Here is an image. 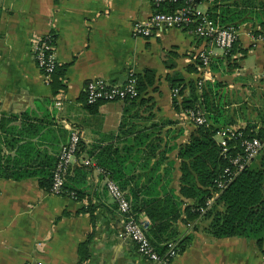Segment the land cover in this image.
<instances>
[{
  "label": "crops",
  "instance_id": "1",
  "mask_svg": "<svg viewBox=\"0 0 264 264\" xmlns=\"http://www.w3.org/2000/svg\"><path fill=\"white\" fill-rule=\"evenodd\" d=\"M222 5L243 11L233 23L235 44L245 54L236 50L226 59L214 49L216 68L209 67L203 77L219 114L218 128L228 119L235 121L234 91L245 82L252 87L255 77L264 78V41L259 38L264 0H206L198 8L206 12ZM155 10L152 0H0V264H75L82 252L84 264H157L140 256L122 235L119 214L105 188L110 177L93 159L105 145L124 144L131 129H145L158 144L155 153L162 151L173 163L170 185L178 188V147L195 125L174 109L172 98L178 103L181 95L177 89L173 94L168 78L178 74L182 84L194 82L199 77L196 53L205 43L180 28L134 37L132 23L146 20ZM44 34L53 38L56 65L51 77L61 85L55 92L32 56V41ZM248 54L258 69L254 80L243 76ZM146 69L153 70L154 83L136 100L101 102L88 110L87 81L100 78L119 86ZM70 130L78 133L80 146L67 175H75L74 166H89L77 199L38 185L52 170ZM145 159L142 155L136 163L129 187L144 183L155 158L147 164ZM121 190L128 199L127 189ZM138 217L147 230L146 217ZM205 225L200 217L189 220L180 214L171 229L175 238L190 239L167 264H264V242L258 248L242 236L213 237Z\"/></svg>",
  "mask_w": 264,
  "mask_h": 264
},
{
  "label": "trees",
  "instance_id": "2",
  "mask_svg": "<svg viewBox=\"0 0 264 264\" xmlns=\"http://www.w3.org/2000/svg\"><path fill=\"white\" fill-rule=\"evenodd\" d=\"M174 6L162 4L158 10H170ZM242 13L241 10L222 5L213 6L205 12V15L218 25L231 24L235 27L233 22L239 19ZM194 26L195 24H191L185 29H192ZM236 50L245 54V50L238 49L234 43L232 48L224 54L226 59H229ZM213 60L217 59L211 58L209 61V67L212 70L216 68L212 63ZM195 63L198 66L197 59ZM195 69L193 68V72H196ZM130 76L134 80L136 97L124 100L125 102H133L154 83V72L151 69L143 70L142 74ZM196 80L182 84V79L178 74L168 78L172 91L177 89L181 95L178 103L175 98H172L174 109L185 113L187 109L199 106L206 113L207 119L206 125L195 126L186 142L178 147L180 177L177 190L170 185L173 163L166 161V156L162 151L155 153L158 144L152 142V132H146L145 129L128 131L131 137L125 139L120 147L116 144L101 147L94 155V163L116 182L120 189H127L131 212L136 216L142 213L146 217L149 222L147 234L150 241L156 245L159 254L164 252L163 243L166 241H175V248L178 252L182 251L188 243L189 236L177 239L171 229L172 223L180 214H184L189 220L197 217L205 220L204 230L213 237L242 236L254 240L256 246L261 248L264 242V105L263 111H258V123L248 122L237 128L240 136L230 140L228 149L225 153H221L215 139L216 132L220 128L217 127L219 114L209 101L210 84L204 81L197 89ZM49 84L54 92L61 87L60 81L52 77ZM185 85L188 88L183 94ZM98 103L101 102L85 104L89 111H93ZM232 122L228 119L224 123L231 124ZM250 137H255L262 143L259 153L227 181L223 188H217L218 181L225 177L223 170L225 167H231L229 158L240 151L239 138ZM79 146L80 144H78L75 156L79 152ZM142 155L146 158L144 164H147L150 158H155V160L147 168L144 183L138 185L135 182L132 187H129L134 177L131 173ZM163 163L164 166L160 169ZM88 169L89 166L86 165L74 166L75 175H66L59 194L70 195L72 193L77 199L81 192L78 187ZM78 174L82 176L81 179L76 178ZM50 177L51 171L46 180H39L38 185L49 190ZM187 198L192 200L191 204L185 202L184 199ZM208 199H211V202L206 207L205 202ZM200 208L204 211L200 212ZM85 259L86 256L82 252L75 264H84Z\"/></svg>",
  "mask_w": 264,
  "mask_h": 264
},
{
  "label": "built area",
  "instance_id": "3",
  "mask_svg": "<svg viewBox=\"0 0 264 264\" xmlns=\"http://www.w3.org/2000/svg\"><path fill=\"white\" fill-rule=\"evenodd\" d=\"M204 1L206 0H152L156 10L146 20L136 21L131 25V34L134 37H149L153 34H159L167 28L185 29L191 24H195L194 28L185 30L201 38L205 43L196 53V59L199 62L197 66L199 77L195 83L197 89L201 87L203 77H206L208 73L209 61L214 49L226 54L237 41V32L234 26L231 24L218 25L198 8V5ZM162 4L175 6L170 10L159 11L158 7ZM259 38L264 41V34H260ZM31 50L35 66L48 83L56 65L52 35L44 34L36 37L32 41ZM175 93L176 90L173 94L175 95ZM135 97L134 80L131 76H128L125 82L119 86L108 84L100 78H94L87 81L84 88L85 103L89 105L96 102L130 100ZM185 116L195 126L207 124L206 113L199 106L187 109ZM216 136V142L221 153H225L229 146L228 142L239 137L240 133L237 132V128L224 127L217 130ZM78 144V133L75 130H70L66 142L58 151L51 170L49 187L51 194H59ZM238 145L240 151L229 158L231 167H225L223 170L225 177L216 185L219 189L223 188L227 181L252 160L262 147L260 140L255 137L239 138ZM105 188L119 214L122 235L133 243L140 256L157 264H167L177 255L178 251L173 241L164 242L165 250L159 254L156 245L149 239L144 221L131 212L130 202L124 192L109 178L105 181ZM70 196L75 198L72 193ZM210 202L211 199L205 202L206 207L209 206ZM203 211V208H200V212ZM24 264H31V262L28 260Z\"/></svg>",
  "mask_w": 264,
  "mask_h": 264
},
{
  "label": "rangeland",
  "instance_id": "4",
  "mask_svg": "<svg viewBox=\"0 0 264 264\" xmlns=\"http://www.w3.org/2000/svg\"><path fill=\"white\" fill-rule=\"evenodd\" d=\"M246 70L248 71L246 72ZM257 70L254 57L249 54L246 55L243 61V76L246 77V80H254L253 76L257 73ZM230 98L234 103L233 108H235V113L232 114V118H234L235 121L231 124H227V127L240 128L248 122L258 123V111H263L264 105V78L255 77L254 85H252V87L250 83L247 84L245 82L243 88L234 91V95ZM227 102L229 107L226 110L229 111L230 103L228 100ZM215 138H217V136H215Z\"/></svg>",
  "mask_w": 264,
  "mask_h": 264
}]
</instances>
